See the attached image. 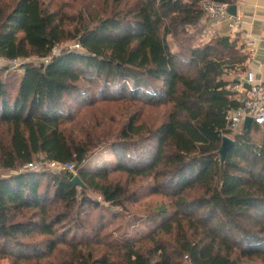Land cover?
<instances>
[{"label":"trees","instance_id":"trees-1","mask_svg":"<svg viewBox=\"0 0 264 264\" xmlns=\"http://www.w3.org/2000/svg\"><path fill=\"white\" fill-rule=\"evenodd\" d=\"M199 2L113 0L118 9L110 15L84 13L69 28L67 15L44 0H0V57H44L74 37L83 49L26 63L19 77L0 68V169L17 170L40 154L74 165L0 176V260L264 264V124L232 132L225 121L237 106L232 85L247 54L228 35L192 43L206 29ZM95 96L142 101L156 117L141 120L133 111L113 130L100 112H75L73 104L93 106ZM223 135L234 145L220 159ZM101 147L116 163L92 169L88 161ZM74 175L82 185L71 182ZM144 183L168 204L145 220L142 238L107 240L105 209L88 192L110 210L138 201ZM91 211L97 215L87 227Z\"/></svg>","mask_w":264,"mask_h":264},{"label":"rangeland","instance_id":"rangeland-1","mask_svg":"<svg viewBox=\"0 0 264 264\" xmlns=\"http://www.w3.org/2000/svg\"><path fill=\"white\" fill-rule=\"evenodd\" d=\"M53 10L58 11L60 15H67V19L65 22L68 23L67 27H72L74 21L80 17V15L86 13L89 15V18L98 19L100 17H106V15H110L113 10H117L118 7L114 6L113 0H44ZM189 32H194L190 30ZM188 32V33H189ZM213 31H205L202 35L200 33L195 35V39H193V44H202L207 41L211 37H213ZM187 33V35H188ZM208 35V36H207ZM77 42L76 37L72 39H68L54 46L53 55L60 53L61 51H71L78 50L83 51L82 48L74 49L75 43ZM170 45L172 49H175L173 41H170ZM74 47V48H73ZM26 63L36 64L40 61V57L32 56L25 60ZM3 68V67H0ZM5 68V67H4ZM6 69V68H5ZM10 75H14L15 77H19L20 75L9 72ZM236 74H232V78H234ZM236 79V78H234ZM80 84L87 90H98L93 89L94 85L91 81L83 80ZM93 91V92H94ZM97 99L93 103V106L90 105H82V104H73V108L75 112L81 114L87 118L94 116L96 117L98 112L105 118L107 121L112 124V129L115 130L117 127L121 125L124 119L130 115L133 111H137L141 120H150L155 119L156 113L153 109H151L150 105L139 101L132 100L127 97V99L121 100H113V101H104L99 99L98 96H95ZM83 101L79 102L82 103ZM97 152L93 155V157L88 161L89 167L92 169H100L107 168L113 166L116 163V158L112 154V152L107 148H98ZM22 167V166H21ZM20 167V168H21ZM19 168V169H20ZM17 170H5L0 169V176H7L13 173L19 172ZM43 170H47L45 166H42ZM20 173V172H19ZM122 180L125 177L122 175ZM140 183V181H135ZM139 198L136 202L127 203L124 207H109L106 210L107 204H105L101 197L98 194L88 192V195L95 198L97 201H100L102 207L105 209L104 214H102L100 221L102 224L101 234L106 235V239L109 241L119 240L124 237H136V239L142 238L143 235L148 231L149 227H146V219L149 218L150 215H153L159 208L163 207V205L168 204V199L159 194H150L148 189H146V184L140 188L138 191ZM162 206L160 207V205ZM170 207L168 210L170 211ZM110 213L114 214V216L110 215ZM97 215V211H91L89 217H85V225L88 227L94 224V217ZM86 233L90 234L89 229H87ZM97 251H103V248H99ZM50 260V258H49ZM255 260L253 259H243L242 264H254ZM0 264H10L8 260L1 259ZM22 264H33L32 261L22 262ZM42 264V263H41Z\"/></svg>","mask_w":264,"mask_h":264},{"label":"built area","instance_id":"built-area-1","mask_svg":"<svg viewBox=\"0 0 264 264\" xmlns=\"http://www.w3.org/2000/svg\"><path fill=\"white\" fill-rule=\"evenodd\" d=\"M199 4L203 10L201 23H205L207 19L216 20L217 22L224 21L230 32L236 33L240 30L242 17L228 13V3L217 0H200ZM78 48H81V46L76 42L74 49ZM52 56L53 52L47 56L40 57V61L36 64H46L51 60ZM25 60L27 58L5 59L0 57V67H5L8 72L21 76L26 70ZM235 80L236 82L232 85V89L237 93L238 102L236 107L228 110L225 114L227 128L232 132L239 131L242 129L246 117H251L252 122L255 124L263 125L264 82L258 80L252 70H246L238 74ZM43 165L48 171L54 173L74 170L72 162L48 161L40 154L37 159L22 165L19 172L37 171L42 169Z\"/></svg>","mask_w":264,"mask_h":264},{"label":"crops","instance_id":"crops-1","mask_svg":"<svg viewBox=\"0 0 264 264\" xmlns=\"http://www.w3.org/2000/svg\"><path fill=\"white\" fill-rule=\"evenodd\" d=\"M231 1L228 2L229 7L235 6L236 14L242 17L238 32H230L224 21L217 22L207 19L202 24L206 25L205 31H213L214 35H228L237 38L243 52L247 54L245 69L252 70L256 78L264 82V0Z\"/></svg>","mask_w":264,"mask_h":264},{"label":"water","instance_id":"water-1","mask_svg":"<svg viewBox=\"0 0 264 264\" xmlns=\"http://www.w3.org/2000/svg\"><path fill=\"white\" fill-rule=\"evenodd\" d=\"M228 13L232 14V15H235L236 14V8L235 6H230L228 7ZM252 123V119L251 117H246L244 123H243V126H242V129L244 128H248ZM234 145V141L231 137H229L228 135H223L222 136V143H221V147L218 151V154L220 156V159H223L227 153V151L233 147ZM71 182L74 184V185H82L81 181L79 180L78 176L77 175H74L71 179Z\"/></svg>","mask_w":264,"mask_h":264}]
</instances>
